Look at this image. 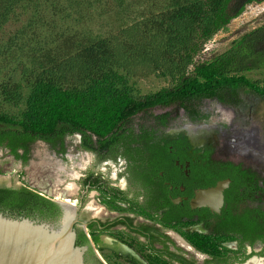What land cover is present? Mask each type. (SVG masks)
Returning <instances> with one entry per match:
<instances>
[{
	"label": "trees",
	"instance_id": "1",
	"mask_svg": "<svg viewBox=\"0 0 264 264\" xmlns=\"http://www.w3.org/2000/svg\"><path fill=\"white\" fill-rule=\"evenodd\" d=\"M127 1L0 0V30L22 9L40 11L66 3L73 10L100 7L108 13H126ZM260 1L168 0L164 11L150 16L144 25L124 29L114 37L75 43L73 53L53 60L37 75L25 101L18 90L7 93L11 101H24L25 108L17 118L0 114V148H8L27 163L34 142L44 141L56 148L66 137L81 134L87 150L123 147L129 151L132 144L141 143L138 132L142 140L151 134L150 128L159 118L151 113L156 108L177 107L196 121L208 118L201 112L205 101L239 106L245 90L264 96V89L246 75L264 69V26L243 35L225 53L194 64L215 34L246 6ZM152 74L176 85L136 98L129 79ZM0 212L30 218L38 214L54 221L58 206L26 187L3 186Z\"/></svg>",
	"mask_w": 264,
	"mask_h": 264
},
{
	"label": "flooded vegetation",
	"instance_id": "2",
	"mask_svg": "<svg viewBox=\"0 0 264 264\" xmlns=\"http://www.w3.org/2000/svg\"><path fill=\"white\" fill-rule=\"evenodd\" d=\"M156 109L151 134L142 140L138 132L141 143L129 151L87 150L81 134L56 148L31 144L27 163L37 143L63 158L67 139L78 137L91 158L78 166L74 183L63 178L60 188L37 185L40 191L4 187H26L56 204V219L60 203L73 206L76 244L86 249L88 264H264V146H242L231 128L210 124L202 111L208 118L194 121L177 107ZM226 181L219 202L194 206L200 192Z\"/></svg>",
	"mask_w": 264,
	"mask_h": 264
},
{
	"label": "rangeland",
	"instance_id": "3",
	"mask_svg": "<svg viewBox=\"0 0 264 264\" xmlns=\"http://www.w3.org/2000/svg\"><path fill=\"white\" fill-rule=\"evenodd\" d=\"M167 1L128 0L126 13H108L100 7L73 10L66 3L40 11L18 10L0 30V114L19 117L37 75L49 67L53 60L60 61L73 53L75 43L114 37L124 29L137 24L144 25L150 16L154 17L164 11ZM262 26L264 0L246 6L238 18L215 34L194 58V64H201L225 53L243 35ZM193 69V66L190 67L189 72ZM246 75L264 89L263 68ZM175 85V81L156 74L129 79V87L136 98L153 95ZM14 90H18L23 97L21 104L9 99L7 93ZM241 101L239 106L215 100L205 101L201 111L208 115L210 124L231 128L242 146H251L247 142L258 147L264 146V96L245 90L241 94ZM166 111L174 112L176 107ZM160 112L154 109L151 113L157 115ZM139 120L138 117L136 121ZM66 144L68 155L62 158L54 154L48 145L37 143L33 157L26 165L15 161L7 151L0 149V186L24 185L39 190L37 185L60 188V180L63 178L74 183L78 166L88 163L91 157L89 155L87 158L81 150L78 137L68 138ZM65 171L67 176L62 177Z\"/></svg>",
	"mask_w": 264,
	"mask_h": 264
},
{
	"label": "water",
	"instance_id": "4",
	"mask_svg": "<svg viewBox=\"0 0 264 264\" xmlns=\"http://www.w3.org/2000/svg\"><path fill=\"white\" fill-rule=\"evenodd\" d=\"M225 187L227 181L212 192H200L194 206L208 199L213 201L210 206L219 202L218 191ZM60 205L62 214L54 221L0 212V264H88L86 249L76 244L77 211L67 203Z\"/></svg>",
	"mask_w": 264,
	"mask_h": 264
}]
</instances>
